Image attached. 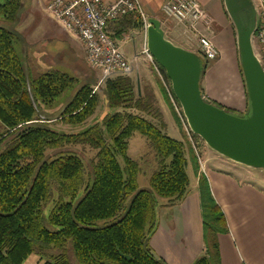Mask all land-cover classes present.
Returning <instances> with one entry per match:
<instances>
[{"label": "trees", "instance_id": "16d2710c", "mask_svg": "<svg viewBox=\"0 0 264 264\" xmlns=\"http://www.w3.org/2000/svg\"><path fill=\"white\" fill-rule=\"evenodd\" d=\"M25 2L4 0L0 3V18L15 24ZM110 26L114 27V36L109 33ZM142 27L140 17L132 13L108 23L106 31L114 39ZM16 38L15 31L0 26V148L5 143L0 153V264H23L33 252L46 257L43 264H70L68 243L78 264H165L149 245L157 227L158 199L163 200L161 207L181 203L189 191L188 163L195 175L199 164L193 150L164 133L166 125L155 86L138 89L128 74L114 73L100 86L107 106L122 111L106 115L100 125L80 133H56L49 128L54 121H41L37 113L51 107L78 81L58 71L26 69L14 46ZM196 54L201 62L203 97L201 81L210 62L200 52ZM239 72L242 78L240 67ZM155 78L158 91L181 127L163 81L157 74ZM209 103L235 116L248 111V104L244 113H238ZM98 104L99 96L84 85L64 107L59 120L81 125ZM134 133L148 141L155 158L150 190H138L139 165L127 155L128 141ZM67 146L95 150L89 180L76 156L61 154L45 159L47 151ZM197 189L204 252L193 264H220L218 236L229 232L226 218L203 174L198 175ZM53 194L56 199L44 217L43 207ZM100 221L111 223L95 228Z\"/></svg>", "mask_w": 264, "mask_h": 264}, {"label": "crops", "instance_id": "0c3cea01", "mask_svg": "<svg viewBox=\"0 0 264 264\" xmlns=\"http://www.w3.org/2000/svg\"><path fill=\"white\" fill-rule=\"evenodd\" d=\"M27 1L29 7L26 20L34 26L32 39L30 37L27 39H30V42H27L28 46H43L49 44L51 40H61L73 48L84 61L78 38L65 32L47 12L46 6L52 0H26V3ZM102 1L110 4L115 0ZM138 1L146 20L160 21L168 41L187 51L199 52L198 39L194 32L186 26L165 19L161 7L166 0ZM195 1L205 12L206 21L212 32L211 37L218 51L217 58L209 63L201 81L203 98L238 113H244L247 102L239 72L235 35L223 0ZM113 29L114 27L110 26L111 36L115 35ZM198 29L206 33L204 24L200 23ZM135 36L141 37L143 46L145 41L143 27L141 30L134 29L121 38H114L121 48L124 44L132 42V56L124 53L128 58L136 55L139 57L134 47ZM98 75L97 84L100 78ZM231 163L230 165L223 163L225 169L220 165L207 170L204 169L203 163V167L200 165L194 177V187L188 191L184 200L172 208L163 207L171 210V218L166 223H162L161 219L158 222L157 219V227L149 245L152 253L165 264H193L204 252L197 189L198 175L201 173L206 177L212 197L224 213L228 225V234L218 236L220 264H264V188L259 186L264 185V179L255 182L241 173L240 169L248 168ZM250 176H253L251 172Z\"/></svg>", "mask_w": 264, "mask_h": 264}, {"label": "rangeland", "instance_id": "374dc122", "mask_svg": "<svg viewBox=\"0 0 264 264\" xmlns=\"http://www.w3.org/2000/svg\"><path fill=\"white\" fill-rule=\"evenodd\" d=\"M3 1L4 0H0V3H2ZM28 3H29L28 1L27 3L25 2L24 7L19 12V16L15 24L11 25L8 22L0 18V26L5 27L7 29H11L16 32L17 38L14 42V46L23 64L25 65V68L26 69L34 68L35 71H38L41 73H46L50 71H58L60 73L66 74L69 77L75 78L78 81L76 85L66 90L59 97H57L51 107L47 109L41 108L37 113L39 119H41V121H43V119H50L51 121H54L53 123L49 124L50 130L56 133H59V134L70 135V134L80 133L93 125H96V124L100 125L106 115L114 114L116 112H121L122 111L121 109H110L107 106L106 99L103 95L102 88L100 86L101 84H97L96 75L98 74V72L92 71L87 66L85 60L83 61L82 58L76 53V51L73 50V48L69 47L65 42L61 40H57V41L51 40L49 44H46L43 46H33V47L28 46L27 42H30V39H32L34 35V32H33L34 29L32 28L34 26L30 25V22L27 23V20H26V17H27L26 13L29 7ZM128 33L129 32H127V34ZM29 37L30 39L27 40ZM134 47L136 49V53L139 54L138 69L134 70L133 72L131 71L130 73H127V74L135 81L136 84L137 82H139L138 89L141 86H149L153 88L155 86L157 103H158L159 109L162 112L163 120L166 125L164 133L172 139L185 143L187 150H190V149L193 150V153L194 155H196V158L199 164V169L201 167L200 165H202L203 167V163H204L205 170L211 167L216 168V167H219L220 165H223V168L225 169L226 167L224 164H229V165L232 164L231 161L229 160L227 161V159H225L224 157L218 155L217 153L209 149L206 146V144L198 136L197 137L193 136V134L190 132L186 124L183 114H182V117H183L182 120L179 117L181 127L178 125L171 109L164 102L162 95L160 94V92L157 89V86L155 85V82H157V79L155 78L156 73L154 74L155 70H153V68L150 67L145 56L140 55L141 50H142V42H141L140 36L134 37ZM121 49L124 51V53L127 54V56L129 57L132 56L133 54L132 42L128 44H124L123 48ZM84 85L91 86L93 90L95 91V93L99 96V104H98L96 111L89 119L86 120V122H84L81 125L74 126V125H67V124L62 123L59 120V115L61 114L64 107L72 99L74 94ZM179 106H180L179 103H178V106L176 104L177 108ZM10 138L11 137H8L6 140H9ZM4 144L5 143L1 145L0 153L4 149ZM95 153H96L95 150L87 146H67V147L62 148L61 150L47 151L45 155V159H49V158L53 159V158L58 157L61 154L76 156L77 158L81 160L85 168L86 180H89L92 177L91 163L93 162L95 158ZM127 155L130 159L134 160L139 165L140 172L137 177L138 190H141V189L150 190L149 178L152 172L155 170V158H154L153 152L149 148L148 141L144 137L139 135L138 133H134L133 136L128 141ZM187 157L189 161V153ZM120 164L122 165L121 160H120ZM188 166H189V168H187V175L189 178L188 189L191 190L194 187V181H195L194 177L196 176L192 172L190 163H188ZM240 167L241 166H239V168ZM240 170H242L241 172L242 174H244L246 177H249L251 180L255 182H260L258 179H264V172L260 170H253L250 168L248 169L242 168ZM250 172H251V175L253 176H250ZM259 186L264 188L263 184H260ZM79 195L82 196V190L79 192ZM55 199L56 197L53 194L51 199L44 205L43 207L44 217H46L47 212L51 208ZM130 199L131 197L128 199V202L130 201ZM162 202H163L162 199H158V204L156 208L157 219H158V222L161 219L162 223H166L168 219L171 218L172 212L170 209L161 207ZM110 223L111 222L109 221H100L96 224L95 228H102L104 226L109 225ZM49 229H52V228H49ZM47 254L48 255L55 254V252L53 253L47 252ZM67 255H68L70 264H78L73 256L70 243H68L67 245ZM45 261H47V259L44 255H40L36 252H33L26 258L23 264H43Z\"/></svg>", "mask_w": 264, "mask_h": 264}, {"label": "water", "instance_id": "95a60500", "mask_svg": "<svg viewBox=\"0 0 264 264\" xmlns=\"http://www.w3.org/2000/svg\"><path fill=\"white\" fill-rule=\"evenodd\" d=\"M223 3L234 27L237 59L247 95L248 111L244 115H231L202 97L199 56L168 41L157 19L147 20L146 48L164 71L190 132L225 159L264 172V70L251 41L256 11L250 0Z\"/></svg>", "mask_w": 264, "mask_h": 264}, {"label": "built area", "instance_id": "2783aa9c", "mask_svg": "<svg viewBox=\"0 0 264 264\" xmlns=\"http://www.w3.org/2000/svg\"><path fill=\"white\" fill-rule=\"evenodd\" d=\"M256 11V24L251 36L254 54L264 70V0H251ZM47 12L62 26L65 32L76 36L81 44L87 66L99 74V84L114 73H130L138 69V56L129 59L116 40L106 31L107 24L128 14H137L145 33L147 20L138 0H115L106 4L102 0H52L46 6ZM165 19L186 26L197 35L199 52L206 61H214L218 51L213 43L203 9L195 0H166L161 7ZM204 24L205 32L198 29ZM140 55H144L150 67L163 81L169 100L178 117L183 119L181 107L174 98L170 83L163 78L158 64L153 60L144 41ZM179 118V119H180Z\"/></svg>", "mask_w": 264, "mask_h": 264}, {"label": "bare ground", "instance_id": "6f19581e", "mask_svg": "<svg viewBox=\"0 0 264 264\" xmlns=\"http://www.w3.org/2000/svg\"><path fill=\"white\" fill-rule=\"evenodd\" d=\"M178 118V117H177ZM196 156V155H195Z\"/></svg>", "mask_w": 264, "mask_h": 264}]
</instances>
